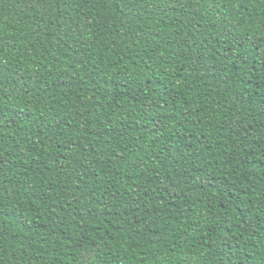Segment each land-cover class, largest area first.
I'll use <instances>...</instances> for the list:
<instances>
[{
	"label": "trees",
	"instance_id": "1",
	"mask_svg": "<svg viewBox=\"0 0 264 264\" xmlns=\"http://www.w3.org/2000/svg\"><path fill=\"white\" fill-rule=\"evenodd\" d=\"M0 264H264V0H0Z\"/></svg>",
	"mask_w": 264,
	"mask_h": 264
}]
</instances>
